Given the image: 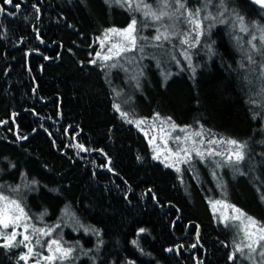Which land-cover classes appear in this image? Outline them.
Here are the masks:
<instances>
[{
	"label": "trees",
	"instance_id": "1",
	"mask_svg": "<svg viewBox=\"0 0 264 264\" xmlns=\"http://www.w3.org/2000/svg\"><path fill=\"white\" fill-rule=\"evenodd\" d=\"M144 3L168 15L153 21L123 0H0V194L24 208L16 241L32 236L36 253L4 247L0 235V264L260 261L246 258L242 230L213 204L264 224V8L249 0H184L187 9H201L196 30L184 9ZM133 17L137 36L147 39L123 61L103 63L98 37ZM157 28L169 39L154 40ZM157 114L201 133L193 137L246 144L245 159L228 164L214 156L177 171L154 158L145 130L133 124ZM32 225L52 229L51 236L35 244ZM52 239L73 248L71 257L44 260L52 253L42 245Z\"/></svg>",
	"mask_w": 264,
	"mask_h": 264
},
{
	"label": "snow or ice",
	"instance_id": "2",
	"mask_svg": "<svg viewBox=\"0 0 264 264\" xmlns=\"http://www.w3.org/2000/svg\"><path fill=\"white\" fill-rule=\"evenodd\" d=\"M5 3L11 4L12 0H4ZM117 2H120V0H117ZM255 4H258L261 6V8H264V0H253ZM123 3L126 4L129 8H133V0H123ZM161 3L164 5V8L169 7L170 5L174 4L176 6V10L179 11L180 9H184L185 12L187 13V19L188 22L194 25V28L196 30L201 29L202 26V21L199 19L201 9H195L194 11L189 10L186 8V4L184 3V0H161ZM221 4H223V0H221ZM18 8L19 5H16ZM143 8L144 10V15L145 17H151L153 21H161L164 16L168 15V13L164 10H160L159 12L153 11L152 6L150 4L144 3V0H137L135 7L133 8L134 11H140ZM226 10V9H225ZM4 10L0 8V12H3ZM183 15V13H182ZM222 15V13H221ZM210 16H205L204 19H209ZM237 20L239 21L240 24V31L242 32H248V26L245 25L244 23V18L242 16L237 15ZM224 21H221L223 23ZM157 35L153 37L154 40L160 41L162 38L164 40L169 39V35L167 32H161L159 28L156 29ZM262 35L260 37L261 41L264 42V28L260 29ZM109 33L115 34L118 37H121V42L118 43H112L111 46L108 49V52L111 53V55H106L104 56L105 60H110L113 58V56L119 57L122 53L134 51L137 46V40H146L147 37H138L137 36V20L135 17L132 18L131 22L127 25L126 28L124 29H116V28H110L105 30L104 37L103 39H100L101 45L103 46L104 42L109 39ZM200 35V32H197V42H198V37ZM256 37L255 35L252 36V40H255ZM181 43L187 44L189 41L187 39H184L181 41ZM249 43L251 44L252 41L250 40ZM157 46H162V45H157ZM253 48H256V45H252ZM113 49L116 51L113 52ZM140 51H143V48L140 49ZM264 54V53H262ZM100 53H97V56H99ZM250 62H255L252 60V57H248ZM95 63V61H93ZM112 67H115V65H112ZM117 111H120L119 105H114ZM122 116H127V113L121 112ZM156 119H159V114L155 117ZM167 120H171L170 117L167 118ZM130 123L132 121H129ZM138 125L140 123H143V121H137L136 122ZM171 127L173 129H176L178 125H176L174 122L171 123ZM181 132L185 131L184 128L179 129ZM195 136H200V132H195L193 133ZM189 136L184 137V139H189ZM176 141H180L181 137L177 136ZM203 143V141H201ZM209 144H219V143H227L229 145L235 146V151L231 152V154L226 158V163L228 164H238L239 162L243 161L245 159V152L243 149L246 147V144H240L237 140L235 139H227V140H210L208 141ZM78 148L81 150L87 151V149L84 148V146L77 145ZM195 150V149H194ZM196 155L203 157L204 153L200 152L199 150H195ZM180 152L187 153V149H178L176 152V155L179 156ZM208 155H221L220 152H217L213 149L208 150ZM158 158V157H154ZM185 163L188 161L185 160ZM179 171V169H177ZM215 174V173H214ZM264 199V197H262ZM0 202H3V206L0 207V227L7 229L9 227H12L14 230L9 234V233H0V235L4 236L5 239V244L3 245L4 247H18L19 245H24V247L28 248V254H33L35 255L34 247H28V244L31 243L32 236L30 235H23V239L20 241H16V236L19 234L15 231V228L20 227L21 225L17 223L18 221L21 220L22 217L26 218L27 213H25L24 208L21 207V205L14 199H9V197L0 194ZM221 201H216L214 202L213 206L215 207V204H219ZM233 211L237 213L238 215L233 217L236 220H241L243 223L244 221H247V224L245 225V228L247 229L249 226L252 228H255L257 232L261 233L259 236V239L256 240L255 247L253 246L252 243H249L246 245L248 248V254L246 256L247 259L250 260H255V255H259L261 260L258 262V264H264V224H261L258 222L254 217L247 215V213L243 212L241 209L236 208L235 206H231ZM18 213V214H17ZM25 232H27L29 225L24 224L23 225ZM32 227V235H35L37 238L35 240V244L39 245L41 244V241L39 239V236H51L52 234V229L45 230L43 228H36L34 225ZM144 229H140V232H144ZM246 236H251L254 235L255 233L248 232L246 231ZM28 242V243H26ZM135 243V241L133 242ZM46 246L47 250L52 253L50 256H44L42 257L44 260L47 261H54V260H66L69 257H71L73 253V248H64L61 246V243L59 240H48L45 242V245H42V247ZM55 246V248H53ZM259 249V252L257 251ZM171 251V249H169ZM237 252H240L242 255H244V249L240 246H237L236 248ZM28 254L22 255L20 257L21 260H27L28 259ZM230 259H235V254L230 256ZM36 264H40V260L38 259L36 261Z\"/></svg>",
	"mask_w": 264,
	"mask_h": 264
},
{
	"label": "rangeland",
	"instance_id": "3",
	"mask_svg": "<svg viewBox=\"0 0 264 264\" xmlns=\"http://www.w3.org/2000/svg\"><path fill=\"white\" fill-rule=\"evenodd\" d=\"M121 39H122L121 37L109 33V39L104 42L102 46V53L100 54V59L103 61V63L105 62L108 63L109 61V60H105L104 56L111 55V53L108 52V49L111 46V44L121 42ZM115 51L116 50L113 49V52ZM128 54L129 52L122 53L119 57L113 56V58L110 60L120 61L121 58H123ZM127 57L123 58L122 61ZM136 122H133V124L137 126L140 131H142L143 129L145 130V135L151 142L156 156L160 157L164 162H167L168 165L177 169L180 168L183 164H186L184 162L185 160H187L188 162H193L196 160L204 161L205 159L209 160L211 158H214V156H219L222 157L219 159H224L226 161V158L231 154V152H234L236 150L235 146L233 145H229L227 143L209 144L208 141H210L211 139L205 141L203 137L196 138L193 137V135L188 134L186 131L181 132L178 128L173 129L171 127V123L169 120L153 119L149 121H143V123H140L139 125ZM177 136L181 137L180 141H176L175 138ZM186 136H189L190 138L187 140L184 139V137ZM201 141H203V143H201ZM178 149H187L188 152L187 153L180 152V155L177 156L176 152ZM194 149L203 152L204 153L203 157L197 156L196 151ZM209 149H213L217 152H220L221 155L209 156L208 155ZM214 160H218V159H214ZM2 206H3V202H0V207ZM213 210L214 213L217 214L220 218H222L226 222H233L236 228L242 230V236H244L246 245L252 243L253 246L255 247L254 242L259 239L261 233L257 232L255 228H252L250 226L246 229L244 223L247 222L242 223L241 220L234 219L233 217L237 216L238 214L235 213L232 209H229L228 206L224 205L222 202L217 205L215 204V207L213 206ZM22 219L23 217L21 218V220ZM246 231L255 234L251 236H246L245 234ZM258 259L261 260L259 255H258Z\"/></svg>",
	"mask_w": 264,
	"mask_h": 264
},
{
	"label": "water",
	"instance_id": "4",
	"mask_svg": "<svg viewBox=\"0 0 264 264\" xmlns=\"http://www.w3.org/2000/svg\"><path fill=\"white\" fill-rule=\"evenodd\" d=\"M253 4H255L254 2H253V0H250ZM256 6H259V7H261L260 5H258V4H255Z\"/></svg>",
	"mask_w": 264,
	"mask_h": 264
}]
</instances>
